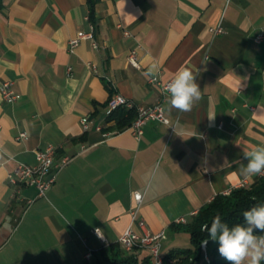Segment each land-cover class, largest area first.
<instances>
[{"label":"crops","instance_id":"1","mask_svg":"<svg viewBox=\"0 0 264 264\" xmlns=\"http://www.w3.org/2000/svg\"><path fill=\"white\" fill-rule=\"evenodd\" d=\"M217 26L220 35L210 31ZM82 32L92 38L69 53L68 41ZM136 47L139 69L126 61ZM152 62L163 81L191 69L200 101L190 112L165 104L169 124L149 123L139 138L129 126L112 129L105 112L114 94L135 107L158 101L144 75ZM3 81L20 99L0 95V264L95 262L103 247L92 230L119 244L135 192L143 195L137 219L165 233L163 257L190 249L191 213L258 177L242 175L234 161L246 164L243 152L264 145V0H97L93 20L86 0H0ZM20 133L26 137L17 140ZM46 146L55 147L56 162L70 161L36 198L34 187L13 186L9 176L19 164L35 165ZM180 217L186 224L174 223ZM218 248L201 249L196 264L226 262Z\"/></svg>","mask_w":264,"mask_h":264},{"label":"built area","instance_id":"2","mask_svg":"<svg viewBox=\"0 0 264 264\" xmlns=\"http://www.w3.org/2000/svg\"><path fill=\"white\" fill-rule=\"evenodd\" d=\"M211 33L214 35H220L224 32L221 26L210 29ZM126 36L129 35L128 31H124ZM92 38V33H80L77 37L72 38L68 41L67 50L69 53H73L78 46L81 39ZM261 36H257L256 40H261ZM94 47H97L96 43H93ZM127 63L136 68H140V62L138 58V47L129 50L126 56ZM88 65L92 66L90 63ZM70 71V68L68 69ZM173 78L167 79L165 81L161 80L159 77L148 79L149 84L156 86L160 91V97L158 101L151 106H139L135 107L134 104L126 99L125 97L114 94L108 100L106 105V115L110 116L114 111L123 107L126 109H135L136 117L132 124L129 126V130L132 132L135 138H139L143 134L144 128L152 122H158L168 125L169 120L165 116V95L162 94V88L169 83ZM0 95L3 101L8 103H15L20 99V95L15 93L10 81H3L0 83ZM91 118L90 116H84L80 119L81 127L84 131H88L90 128ZM96 131H100L101 127L95 126ZM25 133H20L17 140L25 138ZM56 149L53 146H46L42 149L36 151V164L33 166L26 164H19L13 175L9 176V183L13 186H32L36 189V198H43L46 193L53 185L56 179L57 172L67 165L70 161L69 157H62L58 162L55 159ZM264 175V174H262ZM258 175V176H262ZM249 184L246 181H242L235 188H243ZM231 191H227L224 195H228ZM143 199V195L139 192L133 193V206L130 209V225L123 231V233L118 238V243L123 247L126 252L137 250L144 253L148 257L152 264H164V257L161 253V243L165 237L163 231L158 233H151L147 230L144 223L137 219L138 211ZM32 200H27L26 204L29 205ZM192 216L196 212L191 213ZM176 225L186 224V219L180 217L174 222ZM132 225H137L139 232L134 231ZM94 228L92 230L93 236L99 241L103 248L108 247L110 243L102 235L101 231L98 235ZM205 246L201 249L205 250ZM92 257V251L88 250L84 254V258L89 260Z\"/></svg>","mask_w":264,"mask_h":264},{"label":"clouds","instance_id":"3","mask_svg":"<svg viewBox=\"0 0 264 264\" xmlns=\"http://www.w3.org/2000/svg\"><path fill=\"white\" fill-rule=\"evenodd\" d=\"M160 71V65L152 62L146 77L155 78ZM165 102L169 108L181 112H190L193 106L201 99V90L196 83V75L186 66H181L174 78L162 88ZM213 120L214 117H208ZM241 160L234 161L240 164V173L245 176L264 174V145L256 146L250 151L243 152ZM253 200L256 197H252ZM245 224H236L230 227L221 216L217 214L211 221L201 225L200 231L207 232L213 241L219 242L218 252L229 264H262L264 262V235L254 234L258 229L264 232V203L254 204L248 210L243 211ZM4 228L11 230V223H5ZM100 234V229H96ZM208 240H202V246L207 245Z\"/></svg>","mask_w":264,"mask_h":264},{"label":"trees","instance_id":"4","mask_svg":"<svg viewBox=\"0 0 264 264\" xmlns=\"http://www.w3.org/2000/svg\"><path fill=\"white\" fill-rule=\"evenodd\" d=\"M97 0H86L89 19L93 20L94 8ZM136 117L134 109H117L110 116L108 121H113L112 129L121 131L130 126ZM252 197H256L255 200ZM264 203V175L258 176L248 186L237 188L229 195H217L208 204L199 209L186 225L189 232L192 247L190 249L172 252L164 256V264H196L201 257V242L208 240L209 244L219 246L218 241H213L207 232H201V225L210 223L219 214L222 220L230 227L236 224H245L243 211L248 210L254 204ZM256 235H264V232L256 229ZM108 249L101 248L95 262L91 264H152L148 257L138 259L132 255H126L120 244H110ZM210 264H229L228 261H211Z\"/></svg>","mask_w":264,"mask_h":264},{"label":"rangeland","instance_id":"5","mask_svg":"<svg viewBox=\"0 0 264 264\" xmlns=\"http://www.w3.org/2000/svg\"><path fill=\"white\" fill-rule=\"evenodd\" d=\"M229 194H230V193H229ZM229 194H228V195H229Z\"/></svg>","mask_w":264,"mask_h":264}]
</instances>
